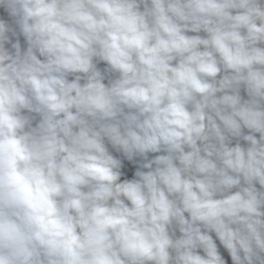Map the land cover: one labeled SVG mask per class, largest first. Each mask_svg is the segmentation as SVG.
<instances>
[{
	"label": "clouds",
	"instance_id": "obj_1",
	"mask_svg": "<svg viewBox=\"0 0 264 264\" xmlns=\"http://www.w3.org/2000/svg\"><path fill=\"white\" fill-rule=\"evenodd\" d=\"M0 264H264V0H0Z\"/></svg>",
	"mask_w": 264,
	"mask_h": 264
}]
</instances>
